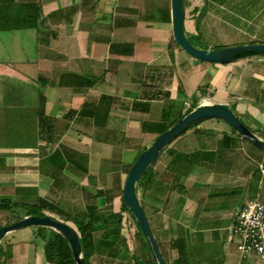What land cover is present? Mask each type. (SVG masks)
<instances>
[{
  "label": "crops",
  "instance_id": "obj_1",
  "mask_svg": "<svg viewBox=\"0 0 264 264\" xmlns=\"http://www.w3.org/2000/svg\"><path fill=\"white\" fill-rule=\"evenodd\" d=\"M37 13L35 26L5 29V19ZM187 22L193 35L198 23L203 49L264 44V0H186ZM201 97L233 106L264 139V57L193 58L174 40L172 0H0V227L31 216L25 206L72 226L69 214L119 213L147 147L139 141L155 140L149 126L164 112L168 124L178 120ZM152 169L141 204L166 264H264L241 260L232 233L248 202L264 204V151L208 119ZM126 217L123 226H137ZM123 226L122 240L90 264H135V252L152 260L143 242L127 253ZM40 232L7 234L0 264H51Z\"/></svg>",
  "mask_w": 264,
  "mask_h": 264
},
{
  "label": "water",
  "instance_id": "obj_2",
  "mask_svg": "<svg viewBox=\"0 0 264 264\" xmlns=\"http://www.w3.org/2000/svg\"><path fill=\"white\" fill-rule=\"evenodd\" d=\"M172 25L173 37L177 45L201 62L227 65L256 57H264V44L240 45L221 49H203L193 45L186 28V0H172ZM208 119L226 121L242 139L264 151V139L253 133L226 104H208L197 107L175 122L150 146L143 149L129 172L123 198L127 209L143 233L155 264H166V261L139 199L137 184L153 168L160 154L168 146L193 126ZM29 227L48 228L61 234L72 248L75 264H86L78 231L71 224L49 216L22 217L15 223L0 227V242L7 234Z\"/></svg>",
  "mask_w": 264,
  "mask_h": 264
},
{
  "label": "trees",
  "instance_id": "obj_3",
  "mask_svg": "<svg viewBox=\"0 0 264 264\" xmlns=\"http://www.w3.org/2000/svg\"><path fill=\"white\" fill-rule=\"evenodd\" d=\"M39 13L35 14L34 17L28 14H22L21 16L16 17L15 20L10 21L5 19V29H21V28H29L35 26L37 21L39 20ZM199 34V25L197 23L196 31L194 35ZM190 41L196 47H199L195 44V42L191 39L188 34ZM200 91L204 93V89L201 88ZM200 98L195 99L193 107L185 112L180 118L185 116L186 114L190 113L199 105L197 104ZM236 115L245 123V125L255 134H263L261 130L255 129L252 130L250 126L244 121V119L239 116L237 113ZM164 122L159 125L160 128L155 131L159 130V135L163 134L167 131L175 122L178 120L168 124V119L164 116ZM219 120V119H218ZM202 122L196 124L195 126H199ZM254 129V128H253ZM187 133V132H186ZM184 133V134H186ZM183 134V135H184ZM181 137V136H180ZM153 169L149 170L146 174L147 178L144 176L141 178L140 182L137 184V191L139 193L141 188L147 186L148 180L151 178ZM5 204L7 202H4ZM3 204L2 207L11 210L14 206L12 203H8L7 205ZM1 207V208H2ZM28 210L29 215H36V216H44V214L38 213L39 210H36V207L33 206H25ZM127 214L136 221L135 218L132 216L130 211L127 209L124 200L122 203V209L119 213H107V214H99L97 211L92 209L88 213H80V214H69L67 216L66 221L72 222L74 224V228L78 231L80 235L81 244L83 247V256L85 259L86 264H90V260L101 250H104L105 247L115 246L119 241L122 240L121 234V226L126 223L127 221ZM137 224V222H136ZM40 234L42 235L43 239L45 240V250H46V257L51 264H75L73 251L68 243V241L59 233L54 230L39 227ZM102 232L101 238H96V233ZM135 240L137 242H143L144 245L147 247V244L144 240L143 233L137 224V233L135 235ZM114 249V248H113ZM111 256L114 255V250L109 252ZM133 259L135 260V264H153L151 258L147 261H142V258L134 253Z\"/></svg>",
  "mask_w": 264,
  "mask_h": 264
},
{
  "label": "built area",
  "instance_id": "obj_4",
  "mask_svg": "<svg viewBox=\"0 0 264 264\" xmlns=\"http://www.w3.org/2000/svg\"><path fill=\"white\" fill-rule=\"evenodd\" d=\"M232 233L238 239L241 260L253 255L264 259V204L259 200L248 202L238 213Z\"/></svg>",
  "mask_w": 264,
  "mask_h": 264
},
{
  "label": "rangeland",
  "instance_id": "obj_5",
  "mask_svg": "<svg viewBox=\"0 0 264 264\" xmlns=\"http://www.w3.org/2000/svg\"><path fill=\"white\" fill-rule=\"evenodd\" d=\"M188 18V17H187ZM189 19V18H188ZM190 24H189V22H187V30H188V34H189V36L191 37V39L195 42V44L197 45V46H199V48H202V47H204V48H207V46H205V44L202 42H200V43H198L196 40H199V37L197 36V35H193L192 33H190ZM201 88V87H200ZM208 96V95H207ZM212 101H213V98H211V97H201V99L198 101V105L199 106H201V105H208V104H212ZM193 104L194 103H186L185 104V110H184V113L185 112H187L189 109H191L192 107H193ZM232 109H233V111L235 112V113H237L236 111L237 110H235L236 108H234L233 106H232ZM183 113V114H184ZM238 114V113H237ZM167 115V112H164V116H166ZM240 116V115H239ZM175 120V119H174ZM224 121V120H223ZM226 122V121H225ZM247 124L250 126V128L252 129V130H255V129H257V128H254V126L252 125V123L251 122H249V121H247ZM158 124H154V126H157ZM150 127V129H156V127H153V126H149ZM158 128H160L159 127V125L157 126V129ZM254 128V129H253ZM196 129V126H193L190 130H188L187 131V133H190V132H193L194 130ZM155 134H156V137H154L155 138V140L160 136L159 135V130L158 131H156L155 132ZM183 136V135H182ZM155 140H149V139H145L144 141L143 140H141V141H139V144L140 145H143V142L145 143V145H147V146H150ZM177 141V139L174 141V142H176ZM139 156V155H138ZM130 170H131V168H130ZM129 170V171H130ZM144 177L145 178H147V175H144ZM139 199H140V201H141V203L143 204V206L145 207V205L148 203V200H149V198L151 197L150 196V194L149 193H147V189L145 188H141L140 189V191H139ZM37 208V207H36ZM60 208H61V206L60 205H58V209H57V211L59 212V213H56V215H58V216H60V217H62V218H64V216H67L68 214H69V212H67V213H65V212H61V210H60ZM36 210H39L38 211V213H40V214H42V210H41V208L39 207V208H37ZM62 210H64L63 209V207H62ZM56 211V209L55 210H53V212H57ZM67 211V210H66ZM55 215V216H56ZM127 216H128V214H127ZM73 224V223H72ZM124 225V224H123ZM122 225V226H123ZM125 226H127V228L125 227ZM125 226H123L124 228H126L125 229V236H126V239H127V243H126V246H127V248H125V250H127V253H129V254H131V253H134V247L136 246V243H137V241L134 239V233H135V231L137 230V226H130V225H125ZM132 229H134V231L132 230ZM102 233V232H101ZM100 233V234H101ZM99 234V235H100ZM145 240V239H144ZM125 242H126V240H125Z\"/></svg>",
  "mask_w": 264,
  "mask_h": 264
}]
</instances>
